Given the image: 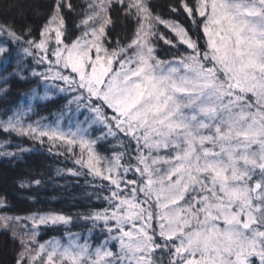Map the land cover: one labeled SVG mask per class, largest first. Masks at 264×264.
Listing matches in <instances>:
<instances>
[{
  "label": "snow or ice",
  "instance_id": "1",
  "mask_svg": "<svg viewBox=\"0 0 264 264\" xmlns=\"http://www.w3.org/2000/svg\"><path fill=\"white\" fill-rule=\"evenodd\" d=\"M16 7L19 27L0 21V60L15 52L16 67L0 80L33 84L22 93L31 101L66 103L54 122L22 105L0 130L59 145L79 167L57 175L90 176L98 190L74 214L18 215L0 194L11 264H264V0L170 3L188 27L151 0H50L34 10L38 24ZM159 41L177 54L161 58ZM66 112L83 119L62 126ZM49 226L63 234L41 242Z\"/></svg>",
  "mask_w": 264,
  "mask_h": 264
},
{
  "label": "trees",
  "instance_id": "2",
  "mask_svg": "<svg viewBox=\"0 0 264 264\" xmlns=\"http://www.w3.org/2000/svg\"><path fill=\"white\" fill-rule=\"evenodd\" d=\"M50 0H0V21H10L14 17L17 19L19 27L20 12L16 5L22 6L23 14L27 17V22L38 24L42 22L38 20L34 14L35 9L41 12L46 11V5ZM154 10L164 16L166 19L179 20L186 27L189 26V21L185 15L171 13L168 10L170 3H176V0H151ZM77 6L82 3V0H73ZM12 5V7H6ZM75 19L74 16L70 17ZM159 30L166 36L175 40L174 35L169 32L163 25H160ZM179 51H184V46H179ZM177 54V49L169 45L158 42V55L161 58H169ZM16 53H13V58L10 61L0 60V77L8 76L16 67ZM33 84L26 83L9 76L8 84L5 85L3 80H0V88L7 87L6 93H0V120L7 119V116L12 114L16 108L33 103L39 116L48 117V122H54L57 119L55 113L62 108L66 103L64 94L54 97V100L47 101H31L30 97L23 96L22 93L27 92ZM40 95H43V87L39 89ZM75 106L73 105V108ZM35 115L31 116L32 120L37 119ZM83 119L77 113H65L61 120L62 126H67L69 123L75 124L76 119ZM5 141H10L9 144H4ZM31 149L24 152L22 159H12L7 156H0V194L7 195L13 210L18 215H27L28 212L41 210H54L66 214H74L78 211H84L89 203L88 193L98 189H94L87 184L86 179L91 180L92 177H74L66 171H62L57 175L58 170L75 168L73 158L70 154L57 155V151H63L57 145L51 152L48 151L50 145H40L38 142L32 141L27 137H19L15 133L9 135L0 130V152L16 151L17 146ZM108 146L105 144L98 145V150L105 153ZM32 177L41 179L43 184L40 186L32 185L28 188H20L18 181L21 179H31ZM35 197V200L28 199ZM92 203H98L93 198ZM72 232H83L84 229L80 222H75L69 226ZM63 226L43 227L41 235L38 239L43 242L52 237H59L63 234ZM12 244L11 241L0 233V264H11L12 261Z\"/></svg>",
  "mask_w": 264,
  "mask_h": 264
},
{
  "label": "rangeland",
  "instance_id": "3",
  "mask_svg": "<svg viewBox=\"0 0 264 264\" xmlns=\"http://www.w3.org/2000/svg\"><path fill=\"white\" fill-rule=\"evenodd\" d=\"M82 2H83V0H82Z\"/></svg>",
  "mask_w": 264,
  "mask_h": 264
}]
</instances>
